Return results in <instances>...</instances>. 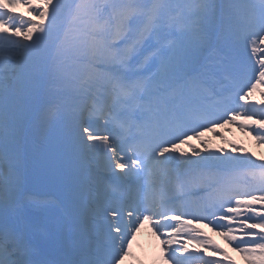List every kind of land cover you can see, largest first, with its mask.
Returning a JSON list of instances; mask_svg holds the SVG:
<instances>
[{"label": "snow or ice", "instance_id": "1", "mask_svg": "<svg viewBox=\"0 0 264 264\" xmlns=\"http://www.w3.org/2000/svg\"><path fill=\"white\" fill-rule=\"evenodd\" d=\"M31 7L41 14L30 9L33 26L14 33L19 49L0 51V264H110L105 245L119 228L115 218L155 194L235 206L246 223L238 235L225 233L230 246L264 250V157L236 155L246 153L236 144L202 154L189 143L232 124L264 145V99L247 103L264 85V0H33ZM81 12L92 24L89 41L65 23ZM104 32L109 38L98 37ZM232 96L255 111L229 109L231 119L210 128L212 103ZM37 154L61 178L63 198L31 186ZM257 170L260 180L249 182ZM214 175L226 177L220 191H209ZM167 243L166 264H187L181 257L193 253L210 258L198 264L230 259L194 240ZM189 243L202 251H188Z\"/></svg>", "mask_w": 264, "mask_h": 264}, {"label": "rangeland", "instance_id": "2", "mask_svg": "<svg viewBox=\"0 0 264 264\" xmlns=\"http://www.w3.org/2000/svg\"><path fill=\"white\" fill-rule=\"evenodd\" d=\"M64 3H72V0H63ZM33 3V0H0V51L4 50H18L21 46L23 40L21 36L14 35V33L23 32L27 33L28 29L33 26L34 22L31 20V15L29 14V11L31 9V12L35 15H40L41 10L35 7H31ZM84 13V12H81ZM84 16H87L84 13ZM68 17H71L68 16ZM83 17V16H82ZM67 23V21L65 22ZM80 23L82 31L85 33L82 37L85 41H89L91 39L92 33L89 30H91L92 24L88 17L85 18H78V22ZM99 36H104V38H109L108 34L106 32L97 34ZM264 48V46H261ZM249 55H256L259 56V52L256 54L251 53L249 49ZM255 62V61H253ZM247 90V89H245ZM261 92H264V85H258L257 90L252 94V96L249 98L247 103L253 104L257 103L261 99H264L260 95ZM218 95H222V92L217 89ZM217 104L224 105L226 108V111L229 109L235 110V113L247 111V112H253L255 109L252 106H248L247 109H245V106L238 97L232 96L225 100H219L214 101ZM229 112V111H228ZM233 112H229L230 117L223 120L219 124H212L209 125L210 128H216L220 124H225L226 121L230 120ZM214 126V127H212ZM238 127V126H237ZM235 125L232 124H226L222 128H218L217 131H214L212 133L205 132L202 137H200L199 140L192 139L190 144L194 146H198L200 151L203 153L205 152H212V155H218L216 150L218 148H223L222 151H231V145L236 144L239 146H242L246 149V153H236V155H250L252 153H255L256 156L264 157V145H260L256 143V141L253 139L252 135L248 134L246 130H241L237 128ZM202 141V142H201ZM234 146V145H233ZM181 149L184 153L191 155V150L187 147V145H181ZM191 147V145H189ZM179 154V153H177ZM255 159V157H253ZM39 161L38 164L35 162L32 165L31 168V186L34 188L37 192H43V191H50L52 186H55L53 182V176L47 169L44 167L43 162L40 158V156L37 154L36 158H34V161ZM57 179L61 178L59 176L56 177ZM237 179L241 180L244 179L243 177H236ZM259 170H257V174L255 178L248 177L249 182H258L260 180ZM216 182L217 186L216 189L220 191L225 183H226V177L221 175H214L209 178V180L206 181V183H212ZM58 188L60 191V196L63 198L66 194V190L64 188ZM235 206H224L218 208L219 215L218 218H214L219 220L216 225H214L210 229V233L219 240L218 242H214L213 244L210 243L211 239L209 237H203L208 243H210V248L212 251H219L221 256H232L236 257L237 261L236 263L232 260L233 258L223 260L224 263L219 264H264V250H257L255 252L250 251L251 255L249 256L248 260H245L243 256L239 254L238 251H234L233 248L230 246V240L231 235H225V233H233V234H239L236 232L237 229L243 227V223H246L241 218V213L235 209ZM54 214V213H53ZM173 228H177V230L172 229L173 231H180V227L178 225H173ZM188 231L191 232V236H204L206 231H199L193 228H189ZM210 240V241H209ZM198 243V242H197ZM154 245L151 246L153 248ZM146 251H149V247L146 245L144 247ZM227 251L229 253H227ZM152 252H146L144 261H147L148 264H160V262H157L152 258ZM221 258L220 256L215 257V259ZM223 258V257H222ZM134 264H143L139 262L138 255L136 254L134 258Z\"/></svg>", "mask_w": 264, "mask_h": 264}, {"label": "bare ground", "instance_id": "3", "mask_svg": "<svg viewBox=\"0 0 264 264\" xmlns=\"http://www.w3.org/2000/svg\"><path fill=\"white\" fill-rule=\"evenodd\" d=\"M236 209V208H235ZM243 224H245V223H243ZM244 226V225H243ZM240 228H241V224H240ZM206 240H208V239H205V238H200V242H198V243H203V245L204 246H206V247H210V243H212L210 240V243H208ZM213 244V243H212ZM198 250H202V249H200V248H196V247H194L191 243H189V245H188V251H191V252H198ZM193 254H196V256H192V257H190V259L191 260H193V259H205V260H207V259H210V258H198V257H200L199 255H198V253H193ZM239 254L241 255V256H243V258H245V260H248V258H249V256L251 255V253H250V251H246V252H239ZM202 257V256H201ZM230 258H234V259H236V257H232V256H229ZM220 262H221V260H220Z\"/></svg>", "mask_w": 264, "mask_h": 264}]
</instances>
